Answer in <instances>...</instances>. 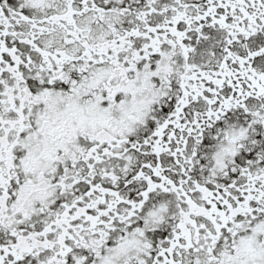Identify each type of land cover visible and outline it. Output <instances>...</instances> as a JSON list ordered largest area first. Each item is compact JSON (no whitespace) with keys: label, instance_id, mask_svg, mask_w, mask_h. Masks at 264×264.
Here are the masks:
<instances>
[{"label":"snow or ice","instance_id":"obj_1","mask_svg":"<svg viewBox=\"0 0 264 264\" xmlns=\"http://www.w3.org/2000/svg\"><path fill=\"white\" fill-rule=\"evenodd\" d=\"M0 264H264V0H0Z\"/></svg>","mask_w":264,"mask_h":264}]
</instances>
